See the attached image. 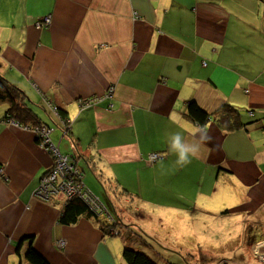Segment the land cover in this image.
<instances>
[{
    "label": "crops",
    "instance_id": "obj_1",
    "mask_svg": "<svg viewBox=\"0 0 264 264\" xmlns=\"http://www.w3.org/2000/svg\"><path fill=\"white\" fill-rule=\"evenodd\" d=\"M45 15L51 23L37 27ZM0 74L55 127L52 139L65 141L86 189L110 207L120 231L126 217L146 237L163 228L193 241L200 223H213L216 234L204 233L213 258L252 253L261 264L264 0H0ZM109 87L111 95L81 109V100ZM190 100L213 114L205 124L212 140L180 167L167 141L175 132L193 141L200 124L187 114ZM49 103L71 120L67 135ZM226 103L246 126L218 125L214 113ZM6 108L0 105V264H30L29 238L52 264H127L126 239L86 214L61 224L66 195L36 194L53 156L32 124L5 119ZM153 152L163 157L150 164Z\"/></svg>",
    "mask_w": 264,
    "mask_h": 264
},
{
    "label": "trees",
    "instance_id": "obj_2",
    "mask_svg": "<svg viewBox=\"0 0 264 264\" xmlns=\"http://www.w3.org/2000/svg\"><path fill=\"white\" fill-rule=\"evenodd\" d=\"M30 102L31 101L29 97L20 87L9 82L0 74V105H7L5 112L6 120H14L22 124H32L33 126H38L42 123L44 124V122L41 121L38 113L32 108V104ZM57 111L59 115L56 114V116L61 120V130L63 132L64 124L62 121L67 122L70 119L66 115L65 111L58 106ZM187 114L190 118H192L200 125L207 124V122H209V120L213 116L212 113L202 108L195 100H190L188 102ZM214 116L218 125L226 131L237 130L248 124L243 121L241 111L228 103L223 104L217 111H215ZM51 127L53 128L54 132L55 127L52 125ZM102 202L104 203V201ZM104 205L107 208V212L112 215L109 209L110 207H108L106 203H104ZM84 214L90 217H94L97 222L101 224L106 234L115 235L112 232V229L115 228L113 221H110L109 223L105 222L102 219V217L105 215L91 210L90 205L87 204L80 196L72 197L65 202V206L60 214L59 222L61 224L71 225L76 223L79 220L80 216ZM105 224L109 225L110 227L106 229L104 226ZM124 239H126V246L123 250V258L127 264H160L145 252L137 250V247L130 245L133 243L129 242L131 240L129 236L124 237ZM29 240L31 241V244L25 254L28 262L30 264H52L46 257H44L41 253H39L35 248L32 247V238H29ZM18 253H20V246L18 247ZM162 264L173 263L165 261Z\"/></svg>",
    "mask_w": 264,
    "mask_h": 264
},
{
    "label": "rangeland",
    "instance_id": "obj_3",
    "mask_svg": "<svg viewBox=\"0 0 264 264\" xmlns=\"http://www.w3.org/2000/svg\"><path fill=\"white\" fill-rule=\"evenodd\" d=\"M54 137H55V134H54ZM59 144H60V147H59ZM56 145L59 147V150L61 149L60 151L63 154L66 153L65 141L63 143L59 142ZM128 205L129 204H127V203L124 204L123 208L125 209V211L132 212L134 207H132V206L128 207ZM101 214H104L109 221H111L113 218V217H111L109 212H104ZM140 215H141V213H140ZM108 217H110V218H108ZM141 218H142V216H141ZM114 221L115 220H113V223L115 225L114 227H115V229L118 230L117 226L119 225V223H117V221H115V222ZM130 221L131 220H128V218L124 217V219L122 218L120 221L121 222L120 223L121 224V231L118 233H115L111 230L115 235H118L116 238H118L120 240V242H122V243H123L124 237H128V236L133 237L134 235H138V234L141 235L139 228L134 227ZM134 222L137 224L138 221L136 220ZM139 225L141 226V220L139 222ZM205 225L206 224L200 223V226H202V227H201V231L200 232L198 231L199 234L196 236V237H198V239L194 240L192 238L193 241L184 238V235H181L178 238L175 237V235H173L172 233L165 235L164 233H162L164 231V229L162 228V229H160L157 237H155V236L146 237L144 235H141L142 237L137 236L135 238V242H133L134 238H132L129 242L133 243V246L137 247V250L145 252L151 258H153L154 260H156L160 264H162L164 261H169V260H171L169 262H172V263L174 262L173 264H255L256 263L254 260H255V257L258 258V256L254 255L252 253H248L246 255V257H241L242 255L236 254V252H235V253H232L231 256L229 254H227L225 256L221 255V257H219V258H213V256L215 257L217 255L211 254L207 251L206 241H205L206 236L204 233L207 232L206 234H208V232L214 231L216 234V230L219 227L218 226L216 227V225H214L213 223H210L207 227ZM104 226L106 229H108L110 227L109 225H106V224ZM231 228L237 229L238 227L233 226ZM241 228L242 227L239 226V229H241ZM165 230H168V228H165ZM169 230H170L169 232L173 231V229H171V228ZM207 236L209 238H211L212 234H209ZM259 237H260V235H259ZM213 239H214V236H213ZM226 244H228V242ZM130 245H132V244H130ZM226 252H227V249H226ZM222 257H223V260L221 262H219ZM168 258H169V260H168ZM250 261H252V262H250ZM260 262H261V264H264V261L262 259Z\"/></svg>",
    "mask_w": 264,
    "mask_h": 264
},
{
    "label": "built area",
    "instance_id": "obj_4",
    "mask_svg": "<svg viewBox=\"0 0 264 264\" xmlns=\"http://www.w3.org/2000/svg\"><path fill=\"white\" fill-rule=\"evenodd\" d=\"M52 21L50 15H45L39 19L36 24L37 27L48 26ZM114 91L113 87H109L108 94L96 97H89L80 101L81 109L90 106L91 104L102 100L103 98L111 95ZM53 111L59 115L56 106L49 103ZM250 115L253 116L254 112L249 111ZM60 117V116H59ZM64 124V135H67L71 130V121H62ZM33 130L37 134L39 143L48 150L53 156V165L51 168L43 175L41 184L37 190V195L40 197H48L50 192H63L66 195L67 200L75 196H80L87 204L90 205L91 210L97 213L107 212V208L100 200L86 186L83 182V173L81 169L76 165L75 159L68 154H63L59 147L54 143L51 134L53 128L46 124H40L38 126H33ZM163 157L162 153L153 152L147 155V161L152 164L157 159ZM113 232L118 233L117 229H112ZM60 246H64V241H58ZM264 260V255L261 256Z\"/></svg>",
    "mask_w": 264,
    "mask_h": 264
},
{
    "label": "clouds",
    "instance_id": "obj_5",
    "mask_svg": "<svg viewBox=\"0 0 264 264\" xmlns=\"http://www.w3.org/2000/svg\"><path fill=\"white\" fill-rule=\"evenodd\" d=\"M178 126L183 127V125ZM192 136L194 137L193 141H189L181 134V132H175L170 134L168 138L167 143L169 151L176 155L177 159L175 163L180 167L191 164L193 158H198L201 145L206 142H211L212 140V137L209 135L208 125L196 126L192 132ZM118 232H120L119 229Z\"/></svg>",
    "mask_w": 264,
    "mask_h": 264
}]
</instances>
